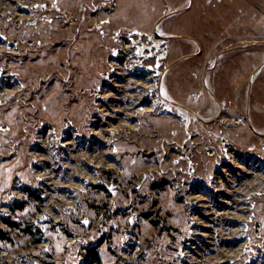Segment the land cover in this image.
<instances>
[{"label": "rangeland", "instance_id": "rangeland-1", "mask_svg": "<svg viewBox=\"0 0 264 264\" xmlns=\"http://www.w3.org/2000/svg\"><path fill=\"white\" fill-rule=\"evenodd\" d=\"M263 165L264 0H0V264H264Z\"/></svg>", "mask_w": 264, "mask_h": 264}, {"label": "bare ground", "instance_id": "bare-ground-1", "mask_svg": "<svg viewBox=\"0 0 264 264\" xmlns=\"http://www.w3.org/2000/svg\"><path fill=\"white\" fill-rule=\"evenodd\" d=\"M129 37H131V39L123 36L120 31L114 32V40L117 46L119 47V50L114 52L112 58L116 61H118L120 58H125L126 68H129L130 66V68L134 70V73L136 75H141V77L142 75L145 76V79L148 81L149 84H139L143 88L142 96L140 98L154 96L158 99H166L163 94V91L160 88V83L162 78L161 61L166 59L167 54L165 55V52L160 49V46L164 44L163 39L171 38L172 36H168L161 33L157 29V26H155L153 32L151 33L141 31L137 28H133L129 30ZM144 37L147 38L150 42H153L154 45L152 47H141L139 45V42L134 41L135 38L141 41ZM152 58L157 59L156 66L144 67V64ZM113 65L116 64L113 63ZM137 86V81H134V87L132 88L136 89ZM158 107H160L159 102L155 100V102H153L148 109H142V111L153 112ZM235 123H241V121H237ZM224 146L226 147L224 150L227 152L228 157L235 156L236 153L232 152V146H229V144L227 143L224 144Z\"/></svg>", "mask_w": 264, "mask_h": 264}]
</instances>
